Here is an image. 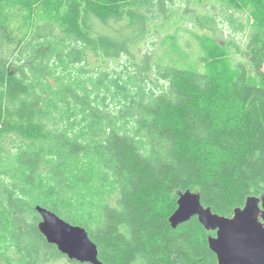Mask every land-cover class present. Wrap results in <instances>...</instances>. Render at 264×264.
Segmentation results:
<instances>
[{
  "label": "trees",
  "instance_id": "obj_1",
  "mask_svg": "<svg viewBox=\"0 0 264 264\" xmlns=\"http://www.w3.org/2000/svg\"><path fill=\"white\" fill-rule=\"evenodd\" d=\"M263 65L264 0H0V264H90L36 205L105 264H217L168 217L264 196Z\"/></svg>",
  "mask_w": 264,
  "mask_h": 264
},
{
  "label": "water",
  "instance_id": "obj_2",
  "mask_svg": "<svg viewBox=\"0 0 264 264\" xmlns=\"http://www.w3.org/2000/svg\"><path fill=\"white\" fill-rule=\"evenodd\" d=\"M176 203L168 217L171 227L196 216L206 230L214 231L207 236V243L217 264H264V196H248L231 216L213 212L201 203L200 194L190 189L178 192ZM35 209L40 216L39 231L68 259L105 264L98 258L97 246L84 227L39 205Z\"/></svg>",
  "mask_w": 264,
  "mask_h": 264
},
{
  "label": "rangeland",
  "instance_id": "obj_3",
  "mask_svg": "<svg viewBox=\"0 0 264 264\" xmlns=\"http://www.w3.org/2000/svg\"><path fill=\"white\" fill-rule=\"evenodd\" d=\"M224 28H225V33H224V35H227V31H228V29H229V27L227 26V25H224L223 26ZM262 70H263V72H264V65L262 66Z\"/></svg>",
  "mask_w": 264,
  "mask_h": 264
}]
</instances>
